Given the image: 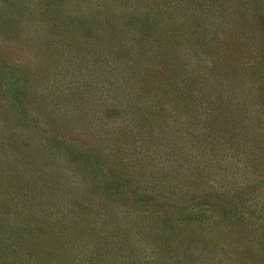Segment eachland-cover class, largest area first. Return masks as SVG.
Returning <instances> with one entry per match:
<instances>
[{"label": "rangeland", "instance_id": "1", "mask_svg": "<svg viewBox=\"0 0 264 264\" xmlns=\"http://www.w3.org/2000/svg\"><path fill=\"white\" fill-rule=\"evenodd\" d=\"M0 23L30 72L0 109V264H264V0H0Z\"/></svg>", "mask_w": 264, "mask_h": 264}, {"label": "trees", "instance_id": "2", "mask_svg": "<svg viewBox=\"0 0 264 264\" xmlns=\"http://www.w3.org/2000/svg\"><path fill=\"white\" fill-rule=\"evenodd\" d=\"M6 25L8 26L9 23H4V24L0 23V30L2 32H5L3 30L7 29L5 28L7 27ZM16 63L18 62L10 58L7 52L3 51V49L0 46V109L2 111L6 109L7 113L10 116L13 115L14 106L17 103V100L21 99V97L25 95L27 92L26 91L27 88H24V92H23V90L20 89V87L21 86L25 87V84H22V82L26 83L25 80L27 79V75L30 73L26 67H23L22 69H20L22 66L16 65ZM25 72L26 74L24 76L23 74ZM24 77H26V79ZM23 78L25 80H23ZM16 136L18 140H20L23 135L17 134ZM25 141H26V147L32 148V145L29 144V142L26 139ZM23 142L24 140H21L19 142V146L22 145ZM56 143L54 144L56 145ZM45 146L48 147L49 145L45 144ZM62 146H64L65 150L68 149L67 152L70 153V155L73 156L74 158H76V155L78 157L84 152V151H80L84 149V146H81V144L78 141L74 142L69 139H65L64 144H59V147H62ZM49 149H53V147H50ZM262 243L263 241L261 239L260 241L261 247L256 244L257 247H255V249L251 252V254H253L251 256H254V257L259 256V259L264 260V244ZM241 255L242 254H240V256Z\"/></svg>", "mask_w": 264, "mask_h": 264}]
</instances>
